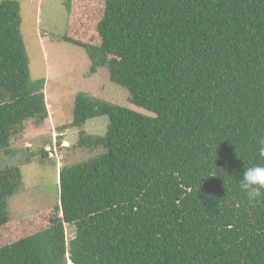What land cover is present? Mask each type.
I'll return each mask as SVG.
<instances>
[{"label":"trees","instance_id":"1","mask_svg":"<svg viewBox=\"0 0 264 264\" xmlns=\"http://www.w3.org/2000/svg\"><path fill=\"white\" fill-rule=\"evenodd\" d=\"M103 6L102 44L83 45L93 72L148 113L76 97V128L108 117L105 137L84 140L107 152L62 168L50 226L0 246V264H264V0ZM21 25L3 1L0 149L48 117ZM22 183L21 167L0 171V227Z\"/></svg>","mask_w":264,"mask_h":264},{"label":"rangeland","instance_id":"2","mask_svg":"<svg viewBox=\"0 0 264 264\" xmlns=\"http://www.w3.org/2000/svg\"><path fill=\"white\" fill-rule=\"evenodd\" d=\"M3 1L20 4L29 70L33 81L44 80L48 117L41 124L33 119L24 122L13 135L10 147L0 149V171L21 167L23 181L18 193L8 201L10 221L0 227V246L49 227L55 215L62 168L80 165L107 152L101 144L95 147L84 144V140L88 136L94 142L104 136L108 117L89 120L83 128L72 125L78 95L148 113L128 101V90L111 81L107 68L97 67L93 72L96 62L84 49V44H102L96 27L103 19L104 0H82L85 7H79L76 18L68 14V0H0V4ZM92 7L99 13L90 11ZM88 11L94 18L88 17ZM73 235L74 231L67 227V240L71 241Z\"/></svg>","mask_w":264,"mask_h":264},{"label":"clouds","instance_id":"3","mask_svg":"<svg viewBox=\"0 0 264 264\" xmlns=\"http://www.w3.org/2000/svg\"><path fill=\"white\" fill-rule=\"evenodd\" d=\"M87 123H88V122H87ZM87 123H86V124H87ZM86 124H85V125H86ZM107 127H108V126H107ZM106 133H107V130L105 131V135H106ZM105 135H104V136H101V137H99V138H103V137H105ZM89 138H91V137H89ZM99 138H96V139H99ZM91 139H92V138H91ZM92 140H93V139H92Z\"/></svg>","mask_w":264,"mask_h":264}]
</instances>
